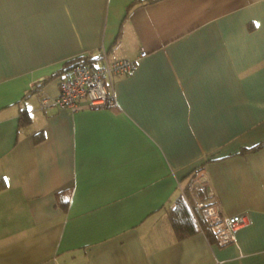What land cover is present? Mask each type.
<instances>
[{
	"label": "crops",
	"instance_id": "1",
	"mask_svg": "<svg viewBox=\"0 0 264 264\" xmlns=\"http://www.w3.org/2000/svg\"><path fill=\"white\" fill-rule=\"evenodd\" d=\"M142 49L114 105L40 104ZM202 177L234 242L175 232ZM0 264H264V0H0Z\"/></svg>",
	"mask_w": 264,
	"mask_h": 264
},
{
	"label": "built area",
	"instance_id": "2",
	"mask_svg": "<svg viewBox=\"0 0 264 264\" xmlns=\"http://www.w3.org/2000/svg\"><path fill=\"white\" fill-rule=\"evenodd\" d=\"M145 54L146 50L142 49L136 58L110 59L102 52L100 57L90 62H71L59 79L56 96L43 97L40 104L68 108L71 111L81 107L82 100H85V106L90 108L112 106L115 104L113 94L109 90L112 78L130 73L136 66L137 58ZM206 181L203 177L197 178L189 185L192 194H197L198 190L204 193V197L194 196L195 204L216 243L223 245L234 242V232L248 222L247 215H225Z\"/></svg>",
	"mask_w": 264,
	"mask_h": 264
},
{
	"label": "trees",
	"instance_id": "3",
	"mask_svg": "<svg viewBox=\"0 0 264 264\" xmlns=\"http://www.w3.org/2000/svg\"><path fill=\"white\" fill-rule=\"evenodd\" d=\"M95 58L98 57L92 54L77 56L65 62L64 66L60 68V70L57 71L56 74L61 75V73H63V71L69 66L71 62H90ZM20 120L23 122L29 120L28 113L25 110L21 111ZM189 185L187 184L185 186L184 194H182L177 200L175 207L171 209V213L173 216V227L175 229V232L178 237H183L201 228L204 229L207 233L212 234L202 218L200 209L192 201L193 195L190 191ZM202 193L203 192L200 190L197 191V194L201 195V197H204L202 196Z\"/></svg>",
	"mask_w": 264,
	"mask_h": 264
}]
</instances>
